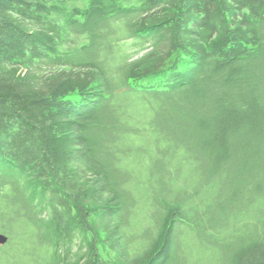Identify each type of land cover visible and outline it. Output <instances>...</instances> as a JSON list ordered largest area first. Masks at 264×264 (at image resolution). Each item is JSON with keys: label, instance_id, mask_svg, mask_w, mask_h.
<instances>
[{"label": "trees", "instance_id": "obj_1", "mask_svg": "<svg viewBox=\"0 0 264 264\" xmlns=\"http://www.w3.org/2000/svg\"><path fill=\"white\" fill-rule=\"evenodd\" d=\"M0 227V264H264V0H0Z\"/></svg>", "mask_w": 264, "mask_h": 264}, {"label": "rangeland", "instance_id": "obj_2", "mask_svg": "<svg viewBox=\"0 0 264 264\" xmlns=\"http://www.w3.org/2000/svg\"><path fill=\"white\" fill-rule=\"evenodd\" d=\"M70 5L71 6H73V3H70ZM148 47H150L151 48V45H149ZM142 54V53H141ZM25 71L26 70H23V73H25ZM184 177L186 178L187 177V173H186V175H184ZM141 223H142V220L140 221ZM137 223V224H136ZM132 225H133V223H132ZM135 225H139V222H137V220H135ZM2 230V228L0 227V232H2L1 231ZM188 232V228H186V227H183L182 228V230H181V234H184V232ZM2 233H4V232H2ZM6 234V233H5ZM27 235V234H26ZM25 234H23L21 237L22 238H24L25 236H26ZM187 235H189V234H187ZM7 236H9V240H13L14 238L11 236V235H7ZM20 237V238H21ZM0 246H2L1 244H0ZM112 253L110 252V255H111ZM108 255H109V252H108Z\"/></svg>", "mask_w": 264, "mask_h": 264}, {"label": "water", "instance_id": "obj_3", "mask_svg": "<svg viewBox=\"0 0 264 264\" xmlns=\"http://www.w3.org/2000/svg\"><path fill=\"white\" fill-rule=\"evenodd\" d=\"M9 241V236H7L5 233L0 232V244L5 245Z\"/></svg>", "mask_w": 264, "mask_h": 264}]
</instances>
